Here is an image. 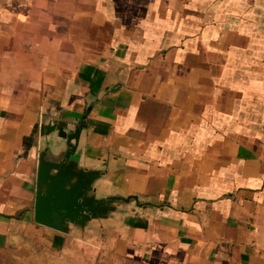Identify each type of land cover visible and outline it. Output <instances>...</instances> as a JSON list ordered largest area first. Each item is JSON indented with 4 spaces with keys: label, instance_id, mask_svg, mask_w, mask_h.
<instances>
[{
    "label": "crops",
    "instance_id": "obj_1",
    "mask_svg": "<svg viewBox=\"0 0 264 264\" xmlns=\"http://www.w3.org/2000/svg\"><path fill=\"white\" fill-rule=\"evenodd\" d=\"M60 121L138 198L71 233L35 221ZM0 264H264V0H0Z\"/></svg>",
    "mask_w": 264,
    "mask_h": 264
},
{
    "label": "water",
    "instance_id": "obj_2",
    "mask_svg": "<svg viewBox=\"0 0 264 264\" xmlns=\"http://www.w3.org/2000/svg\"><path fill=\"white\" fill-rule=\"evenodd\" d=\"M55 131L66 140L67 150L63 158L56 160L48 159L49 149L43 148L40 153L35 202L38 224L71 233L73 227L85 229L90 222L106 218L119 205L138 201L135 196L98 197L93 187L101 173L93 170L86 173L84 169L76 171L72 164L81 128L70 130L63 121L41 126L43 137Z\"/></svg>",
    "mask_w": 264,
    "mask_h": 264
}]
</instances>
